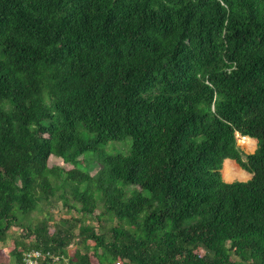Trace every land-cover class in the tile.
Returning a JSON list of instances; mask_svg holds the SVG:
<instances>
[{
	"label": "trees",
	"instance_id": "obj_1",
	"mask_svg": "<svg viewBox=\"0 0 264 264\" xmlns=\"http://www.w3.org/2000/svg\"><path fill=\"white\" fill-rule=\"evenodd\" d=\"M0 51L14 264H264V0H0ZM52 198L81 218L33 226Z\"/></svg>",
	"mask_w": 264,
	"mask_h": 264
},
{
	"label": "rangeland",
	"instance_id": "obj_2",
	"mask_svg": "<svg viewBox=\"0 0 264 264\" xmlns=\"http://www.w3.org/2000/svg\"><path fill=\"white\" fill-rule=\"evenodd\" d=\"M0 58H3V54L0 51ZM130 143L131 140L129 138L125 139V140H121V141H117V142H110V144L108 146H106L105 150H109L112 153H127L129 151V147H130ZM237 145L242 149V151L247 154V153H251L253 152L255 145H256V140H254L252 147H250L249 149H246L244 147H242L239 142H238V136H237ZM47 164L49 167L51 166H61L64 169H70L72 167L71 164H67V163H63L62 159L59 157H55L50 155V157L48 158ZM99 165H95L93 168L90 169L91 174H94L98 169H99ZM86 168V167H84ZM223 168V167H222ZM222 171V170H221ZM221 176H222V172H221ZM223 179V176H222ZM224 180V179H223ZM238 180V179H235ZM240 180V179H239ZM245 180V179H244ZM234 181V180H232ZM231 182V181H228ZM132 187H128V189H131ZM44 205H42L41 210L39 211H35L34 213L31 214L30 216V222L32 223V225L34 226V223L36 222L37 219H41L44 216H48L49 214L52 216V219L50 220L49 225H53L55 222H59L62 219L65 218H81V213L77 212L76 210H70V211H66L64 208H62V202L59 199H55L52 198L50 202L48 203H43ZM98 210L95 211V213H97ZM84 221L87 224H91L95 227L98 226V222L93 218V216L91 214L89 215H84ZM100 223V222H99ZM75 233H77V228L74 229ZM20 232V229L16 226H12L9 230H8V236H14V235H18ZM10 237L7 239V241L5 242H0V262L1 263H7V264H14L12 259H9V257L7 256V254L4 252L5 247H8L10 245ZM76 248V244L73 243L69 246V248L67 249L68 254H72L74 252ZM91 262L92 264H98L96 259L94 257H91ZM55 264H59L58 262ZM64 264H68L67 259H64Z\"/></svg>",
	"mask_w": 264,
	"mask_h": 264
},
{
	"label": "bare ground",
	"instance_id": "obj_3",
	"mask_svg": "<svg viewBox=\"0 0 264 264\" xmlns=\"http://www.w3.org/2000/svg\"><path fill=\"white\" fill-rule=\"evenodd\" d=\"M237 136H238L239 144L246 149H249L250 147H252L254 140H256L249 136H240L238 133H237ZM221 172H222L223 179L226 181H232L235 179L243 180L246 176H249V173L241 169L235 163L234 160H226L223 164V168Z\"/></svg>",
	"mask_w": 264,
	"mask_h": 264
},
{
	"label": "built area",
	"instance_id": "obj_4",
	"mask_svg": "<svg viewBox=\"0 0 264 264\" xmlns=\"http://www.w3.org/2000/svg\"><path fill=\"white\" fill-rule=\"evenodd\" d=\"M39 255V251H32V253H26L25 260L27 264H35L38 260Z\"/></svg>",
	"mask_w": 264,
	"mask_h": 264
},
{
	"label": "clouds",
	"instance_id": "obj_5",
	"mask_svg": "<svg viewBox=\"0 0 264 264\" xmlns=\"http://www.w3.org/2000/svg\"><path fill=\"white\" fill-rule=\"evenodd\" d=\"M236 137H237V134H236ZM255 148H256V145H255ZM255 148H254V150H255ZM253 150V151H254ZM252 153V152H251ZM227 159H229V158H227ZM233 160V159H232ZM235 161V160H234ZM224 162V161H223ZM223 166V165H222ZM239 166V165H238ZM240 167V166H239ZM241 168V167H240ZM242 169V168H241ZM222 170V169H221ZM247 172V171H246ZM249 173V172H248ZM249 175H250V177H248L247 179H245V180H239V181H246V180H248V179H250L251 178V173H249ZM225 182H228V181H226V180H224ZM232 182V181H231Z\"/></svg>",
	"mask_w": 264,
	"mask_h": 264
},
{
	"label": "crops",
	"instance_id": "obj_6",
	"mask_svg": "<svg viewBox=\"0 0 264 264\" xmlns=\"http://www.w3.org/2000/svg\"><path fill=\"white\" fill-rule=\"evenodd\" d=\"M226 160H232V159H225L224 162H225ZM224 162H223V164H224ZM235 163H236V162H235ZM236 164H237V163H236ZM237 165H238V164H237ZM222 167H223V166H222ZM248 177H250V175H249V176H246L244 179H247ZM244 179H243V180H244Z\"/></svg>",
	"mask_w": 264,
	"mask_h": 264
}]
</instances>
